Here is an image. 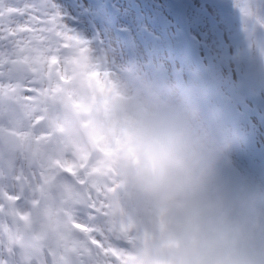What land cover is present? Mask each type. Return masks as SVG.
<instances>
[{
    "label": "rangeland",
    "instance_id": "374dc122",
    "mask_svg": "<svg viewBox=\"0 0 264 264\" xmlns=\"http://www.w3.org/2000/svg\"><path fill=\"white\" fill-rule=\"evenodd\" d=\"M53 3L62 22L85 43L63 48L65 41L56 37L59 62L45 66V79L37 84L43 95H0V152L5 157L12 146L30 142L36 147L33 138L42 136L39 147L77 169L76 178L60 173L37 193L33 227L42 239L33 240L35 246L53 253L68 246L71 262L87 247L94 257L100 253L101 264H136L149 232L106 150L91 141L89 126L108 97L139 77L193 84L204 121L234 142L222 175L264 181V0ZM231 119L242 138L232 135ZM250 144L262 155L254 154ZM65 209L99 231L65 227Z\"/></svg>",
    "mask_w": 264,
    "mask_h": 264
},
{
    "label": "clouds",
    "instance_id": "9594fccd",
    "mask_svg": "<svg viewBox=\"0 0 264 264\" xmlns=\"http://www.w3.org/2000/svg\"><path fill=\"white\" fill-rule=\"evenodd\" d=\"M89 127L149 232L136 264H264V181L222 175L234 142L193 84L139 77Z\"/></svg>",
    "mask_w": 264,
    "mask_h": 264
},
{
    "label": "snow or ice",
    "instance_id": "6c2138e0",
    "mask_svg": "<svg viewBox=\"0 0 264 264\" xmlns=\"http://www.w3.org/2000/svg\"><path fill=\"white\" fill-rule=\"evenodd\" d=\"M55 7L53 0H0V95L21 91L36 94L28 99L43 95L35 85L45 79V66L59 62L61 41L56 37L65 41L63 48L85 43L62 22ZM33 139L36 147L29 142L10 147L7 157L0 152V264H49V256L52 264H101L100 253L94 257L87 247L77 251L71 262L66 257L68 246L53 253L32 243L42 239L33 227L32 213L40 205L37 193H43L61 172L77 177L74 163L39 147L42 136ZM66 191L71 193V186H66ZM65 215V227L99 231L78 222L74 212L65 209ZM89 240L100 246L94 237Z\"/></svg>",
    "mask_w": 264,
    "mask_h": 264
},
{
    "label": "bare ground",
    "instance_id": "6f19581e",
    "mask_svg": "<svg viewBox=\"0 0 264 264\" xmlns=\"http://www.w3.org/2000/svg\"><path fill=\"white\" fill-rule=\"evenodd\" d=\"M35 87H37L38 88V86H37V84L35 85ZM122 89H120V91H121ZM20 93H24L25 95H27L25 98L27 99V97H28V95H32V94H34V93H32V94H30V93H25V92H19V93H17V94H20ZM13 95H15V94H11L10 96H13ZM233 135V134H232Z\"/></svg>",
    "mask_w": 264,
    "mask_h": 264
},
{
    "label": "water",
    "instance_id": "95a60500",
    "mask_svg": "<svg viewBox=\"0 0 264 264\" xmlns=\"http://www.w3.org/2000/svg\"><path fill=\"white\" fill-rule=\"evenodd\" d=\"M50 79H51V78H49V83H50ZM62 174H63V173L61 172V174H60V175H62Z\"/></svg>",
    "mask_w": 264,
    "mask_h": 264
}]
</instances>
